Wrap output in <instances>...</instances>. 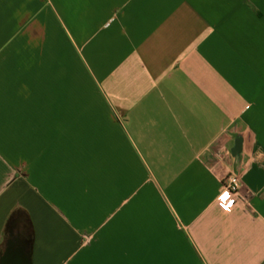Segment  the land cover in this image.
<instances>
[{
  "label": "crops",
  "instance_id": "crops-1",
  "mask_svg": "<svg viewBox=\"0 0 264 264\" xmlns=\"http://www.w3.org/2000/svg\"><path fill=\"white\" fill-rule=\"evenodd\" d=\"M56 3L0 0V248L16 222L29 264H264V0Z\"/></svg>",
  "mask_w": 264,
  "mask_h": 264
},
{
  "label": "rangeland",
  "instance_id": "rangeland-1",
  "mask_svg": "<svg viewBox=\"0 0 264 264\" xmlns=\"http://www.w3.org/2000/svg\"><path fill=\"white\" fill-rule=\"evenodd\" d=\"M55 3L56 2H58V0L56 1V0H53ZM65 1H67L68 3L71 1V0H65ZM99 2H105V4H106V2L108 3V4H110V5H112V6H115V4H117V3H115L114 1H112V0H99ZM75 3H77V0H74V4ZM56 6L58 7V9H59V6L57 5V3H56ZM71 10V9H70ZM50 11H53V8H51L50 10H49V13H50V16H51V12ZM56 11V10H55ZM59 11H60V15H61V17H65V20H66V25L68 24V19H69V17H70V13H69V10L67 9V8H65L64 9V7H60V9H59ZM71 12H72V10H71ZM74 13V12H73ZM82 14H83V11L81 12ZM48 14V13H47ZM56 15H57V13H56ZM57 17V16H56ZM58 18V17H57ZM115 19H117V17H115ZM34 24H36L35 22H33L31 25L33 26ZM67 27V26H66ZM69 27V29L72 27H70V26H68ZM16 222H10V224L7 226V231H6V238L7 239H9L10 241L11 240H13V238L17 235V230L14 228V224H15ZM22 226H23V228H24V233H22L20 236L21 237H24L26 240H25V242H23V243H20V242H18V246H20L23 250H24V256L25 257H27L26 259L24 258V264H28L27 262H28V259H29V252H30V250H29V248H30V230L29 229H27V227H26V225H25V223H23L22 224ZM25 260H26V263H25ZM22 264H23V262H22Z\"/></svg>",
  "mask_w": 264,
  "mask_h": 264
},
{
  "label": "built area",
  "instance_id": "built-area-1",
  "mask_svg": "<svg viewBox=\"0 0 264 264\" xmlns=\"http://www.w3.org/2000/svg\"><path fill=\"white\" fill-rule=\"evenodd\" d=\"M240 178L236 172L227 173L221 180L218 201L223 209L229 210L237 200Z\"/></svg>",
  "mask_w": 264,
  "mask_h": 264
},
{
  "label": "flooded vegetation",
  "instance_id": "flooded-vegetation-1",
  "mask_svg": "<svg viewBox=\"0 0 264 264\" xmlns=\"http://www.w3.org/2000/svg\"><path fill=\"white\" fill-rule=\"evenodd\" d=\"M124 4H125V3H124ZM48 12H49V11H48V7H47V9H45V16L47 15ZM38 18H39V17H38ZM35 22H37V21H35ZM38 22H39V21H38ZM32 23H33V22H32ZM32 23H31V24H32ZM14 228L17 230V229L20 228V227L18 226V228H17V227H14ZM22 229L24 230V228L22 227V228L18 229L17 232L21 231ZM18 234H19V233H18ZM19 236H20V235H16V236L13 238V240H11V241H6V242H4V243L2 244V246H1V248H0V264H4L6 261H8L7 264H22V263H21V260L18 258V252H16V250L21 251L22 248L19 247V246H17L16 243L13 242L14 239H16V238L19 237ZM10 251H14V255L16 256V257H14V259H13V262H14V263H10V262L12 261V256H11V252H10ZM21 252L24 253V250H22Z\"/></svg>",
  "mask_w": 264,
  "mask_h": 264
},
{
  "label": "water",
  "instance_id": "water-1",
  "mask_svg": "<svg viewBox=\"0 0 264 264\" xmlns=\"http://www.w3.org/2000/svg\"><path fill=\"white\" fill-rule=\"evenodd\" d=\"M113 1L118 2V3H120V4H124V3L127 2L128 0H113ZM108 120L111 121L110 117H108ZM25 240H26V239H25L24 237L19 236V237H17L16 239H14L13 242H15L16 245L18 246V242L23 243V242H25ZM19 247H20V246H19ZM22 250H23V249H22ZM22 250H21V251H22ZM21 251L16 250V252H18V258L21 260V263L23 262V264H24V258L26 259L27 257H25V256H24V253L21 252ZM10 252H11V256H12V261H11L10 263H14V262H13V259H14V257H16V256L14 255V251H10ZM7 263H8V261H6L4 264H7ZM25 263H26V260H25ZM27 263L29 264V259H28V262H27Z\"/></svg>",
  "mask_w": 264,
  "mask_h": 264
},
{
  "label": "trees",
  "instance_id": "trees-1",
  "mask_svg": "<svg viewBox=\"0 0 264 264\" xmlns=\"http://www.w3.org/2000/svg\"><path fill=\"white\" fill-rule=\"evenodd\" d=\"M16 215H20L22 217H25L27 219V223L30 222V218L28 216V213L27 211L21 207V206H16L12 211L11 213L9 214V217H8V221L11 220L12 217L16 216ZM5 236L6 235V232H5Z\"/></svg>",
  "mask_w": 264,
  "mask_h": 264
}]
</instances>
